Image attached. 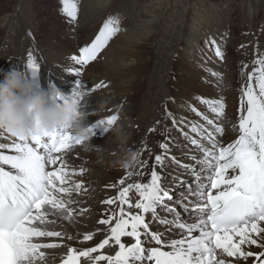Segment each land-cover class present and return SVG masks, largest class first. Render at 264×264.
<instances>
[{"label": "snow or ice", "instance_id": "snow-or-ice-1", "mask_svg": "<svg viewBox=\"0 0 264 264\" xmlns=\"http://www.w3.org/2000/svg\"><path fill=\"white\" fill-rule=\"evenodd\" d=\"M60 4L66 22L74 23L76 0ZM119 31L118 18L109 16L91 42L69 57L75 67L67 71L77 77L73 99L106 87L100 82L80 91L78 77ZM211 43L222 60L220 45ZM40 59L28 51L25 63L33 77ZM248 67L241 68L235 138L222 140L223 97H196L206 112L186 102L194 120L177 118L168 107L174 98L166 97L159 151L149 150L154 159H141L147 150L141 141L131 163L122 165L124 175L106 186L116 194L101 201L104 214L91 231H81L90 209L81 207L79 198L88 189L74 179L86 169L72 168L65 159L84 141L63 127L28 136L0 129V138L11 141L0 142V264H56L57 259L59 264H264V52L257 50L246 72ZM212 75L222 79L219 73ZM117 119L109 115L90 123L89 134L94 135L97 126L108 132ZM168 122L191 146L182 155L194 163H183L172 154L178 145ZM147 131L155 132V125ZM173 165L180 172L172 177L177 187L188 184V194L181 192L179 198L164 184L166 170ZM184 174L193 177L191 183ZM253 246L260 250L252 251Z\"/></svg>", "mask_w": 264, "mask_h": 264}, {"label": "rangeland", "instance_id": "rangeland-1", "mask_svg": "<svg viewBox=\"0 0 264 264\" xmlns=\"http://www.w3.org/2000/svg\"><path fill=\"white\" fill-rule=\"evenodd\" d=\"M76 2L78 19L74 23H68L59 11V0H0V67L4 64L15 65L18 62L26 64L28 51L31 50L34 54L35 48L42 62L53 67V71L59 69L56 63L62 66L67 63V66L73 68L75 65L69 57L75 55V51L96 35L106 18L116 17L120 31L98 54V58L83 68L81 85L83 89L80 88V91H84L85 86L92 88L100 82L106 85L91 91L94 113L101 118L107 109L104 105L106 101H122L125 98L123 94H127V90L134 83L145 88L135 94V98L137 97L136 100L133 99L135 105L126 100L110 109L111 115L118 116L116 112L120 114L112 131L110 128V134L120 130L127 138L128 126L136 130L132 123L135 122V117L146 106L148 109L152 108V102L162 94L160 90L163 87L183 82L181 74L185 77L188 75L187 72H194L199 81V90L196 92L189 89L192 95L188 96L186 102L195 104L201 111H206V108L195 100L196 97L213 99L223 97L226 114L225 119H222L223 123L220 124L225 130L224 142L228 140V134H237L232 126H229L228 120L232 125L236 123L243 64L249 66L246 72L251 71L257 50L264 52V0H76ZM147 7H151L156 14L155 19L151 21L150 28L144 20L140 22L141 26H137L141 13ZM25 29L33 35V45L32 39L24 36ZM213 40L220 45L224 53L221 61L214 58L215 46L211 43ZM133 42L140 43L143 48L137 49V52L134 50L132 53L137 56L130 57ZM207 44H212L211 50L207 49ZM126 51L128 53L125 56ZM125 71L127 73L123 74ZM198 71L203 72L200 74ZM60 72L63 75L61 70ZM212 73H219L222 79L213 76ZM129 75L132 79L130 82ZM54 77L53 74L49 77L47 86L57 85V89L60 90L61 86L53 79ZM130 93L134 94V90ZM163 93H166L165 89ZM185 103L182 106L177 103L181 115L186 114ZM180 117L182 116H177ZM160 121L164 122L163 116L160 117ZM161 122L155 125L156 131L153 132L158 136H161L165 128H161ZM168 127L171 128V124ZM179 135H181L179 131L171 128V137L178 145L172 148L175 152H177L175 149L185 147L183 144L186 143L183 139L177 138ZM125 144L126 141L119 147L124 148ZM103 152L106 154L108 150L104 149Z\"/></svg>", "mask_w": 264, "mask_h": 264}, {"label": "bare ground", "instance_id": "bare-ground-1", "mask_svg": "<svg viewBox=\"0 0 264 264\" xmlns=\"http://www.w3.org/2000/svg\"><path fill=\"white\" fill-rule=\"evenodd\" d=\"M140 17H141V19H140L137 26H141L140 22H142L144 20V21H146L145 23H147V26L150 28V23H151V21H153L155 19L156 14L153 13V11L151 10V7H147L141 13ZM193 39L195 40L194 35H193ZM131 44H132V46H131V50L129 52V56L135 57V56H137V54L133 55L132 52L134 50H136V52H137V49L143 48V46L138 42H133ZM127 53H128V51H126L124 53V55L126 56ZM133 60H135V59H133ZM49 66H50L49 64L46 65V67H49ZM210 68L213 69V67H210ZM43 72L45 74L47 73V71H45V70H43ZM52 72H53L52 74L55 76L53 79L55 81H57V83L61 86L60 91H63V90L64 91H67V90L72 91L73 90L72 87L74 86V83L73 82L71 83L69 80H64L63 78H61L60 76H62V73L60 72L59 69H55L56 73L53 70H52ZM202 72L203 71H198V73H200V74ZM126 73H127L126 71L123 72V74H126ZM187 73H188V75L185 77L181 74L183 82H177L176 84L168 85L167 87H163L162 90H160V91H162V94L159 95V97L156 99V101L152 102V104H151L152 108L148 109V106H146L141 111V113L135 117V122H132V123H134L136 130L131 129L128 126V128L126 130V133H128L127 138H125V136H123L120 133L121 132L120 130L119 131L116 130L115 133L114 132L111 134L109 133V135L103 141H102L103 138L101 139L98 136H93V138H90V142L83 144L81 146H76L71 152L65 154V159L68 161L70 167L76 168V169L83 167L86 169L85 173L82 176L74 177V179H76V180L83 181L85 186L88 189L79 198L82 201V204L80 206L84 207V208L89 207L88 209L91 210V211H87L84 213V217L82 218L83 227L81 228V231L93 230V227L96 224V221L99 218H101V216L104 214V207L101 206V201L108 198V197L115 196L116 190L108 188L106 186L117 182L124 175V169H123L122 165L125 162H122V161H123V158L129 152L132 153L133 151L139 149L142 146L141 141H144V143L147 145V150H145L141 154V159H144V160L154 159V157H150L149 150H151L154 153L158 152L159 151L158 142H159V140L161 141L163 139V137L158 136L156 133H153V132L149 133L147 130L150 127H153L154 125H156L155 122L157 120L160 121V117L162 116L163 111H164V107H165L164 101H165L166 97L170 96V97L174 98L175 103H169L168 107L176 116H179V115L180 116H186L189 120L197 119V117H195V114L186 113V115H183V114L181 115L179 113L180 111L177 107V103L182 106L186 102V100L188 99V96L192 95L189 93V89H194L196 92H197V90H199V83H198L199 81H197L196 77L194 76V72L193 73L187 72ZM130 77H131V75L128 76L129 79H130ZM130 81H132V79H130L129 82ZM53 86H55L57 88V85H53ZM143 88H145V87H143V85L137 86L134 83V85L131 88H129V90H127L128 93L123 94V97H125V98H123L122 101H119V100L116 102L106 101L104 103V105H105V107H107V109L105 110V112L103 113V116L101 118H98L96 116V114L94 113L93 101L91 99L92 92L84 95L83 96L84 98L82 101V107H83L84 112L86 113L88 125L90 123L96 122L97 119L101 120L102 118H105V117L111 115L110 109H112L118 103L124 102L126 100H128V103H130V104H131V102L133 103V99L135 98V94L142 92ZM148 89H149V87L147 88V90ZM163 89L166 90V93H163ZM131 90H134V94L130 93ZM232 93L237 94V92H234V91H232ZM136 98H135V100H136ZM134 103H135V101H134ZM162 109H163V111H161ZM103 111H104V109H103ZM157 113H158V115H157ZM223 119H225V118H223ZM223 121L224 120L219 121V123L220 122L223 123ZM161 123H162L161 128L165 127L166 122L164 121ZM228 124L230 127L233 126L229 120H228ZM168 125H170V122H168ZM97 131H98V134H102V132H103L102 128L98 129ZM235 135H233V133L228 134L229 138L227 141H230L233 138H235ZM224 137L225 136L223 135V137H222L223 141H224ZM177 138L183 139V138H181V135L177 136ZM100 141H102L103 144H101ZM125 141H126V144L124 145V148L119 147V145H123ZM0 142L7 143L5 140H1V139H0ZM175 143H176V141H175ZM182 143H184V142H182ZM183 145L187 146L188 148L191 147L190 145H186V143ZM104 149H107L108 153L105 154L103 152ZM182 153H185V152H180V151L175 152L172 150V154L176 155L179 159H181L183 163H188L187 162L188 158L185 156H182ZM191 162H194V161H191ZM188 164H190V163H188ZM174 166L175 165H173V167ZM171 168H172V166L167 168L166 177H167L169 170H171ZM101 174H103V175H101ZM179 175H180V172L175 166L174 176H179ZM165 181H166L167 185L170 187L174 186L176 184V182L173 181V179L168 180L167 178H165ZM57 230H59V228H57ZM67 230L69 232L73 231V229L71 227H68ZM91 243L92 242H88L89 245ZM252 248H255V247L253 246ZM251 250H253V249H251ZM259 250L260 249L253 250V251H259ZM58 260L59 259H57L56 262Z\"/></svg>", "mask_w": 264, "mask_h": 264}, {"label": "clouds", "instance_id": "clouds-1", "mask_svg": "<svg viewBox=\"0 0 264 264\" xmlns=\"http://www.w3.org/2000/svg\"><path fill=\"white\" fill-rule=\"evenodd\" d=\"M82 99H73L52 86L33 91L32 82L23 71H12L0 83V129L28 136L51 132L59 126L86 144L91 135ZM131 157L129 152L122 162L131 163Z\"/></svg>", "mask_w": 264, "mask_h": 264}]
</instances>
